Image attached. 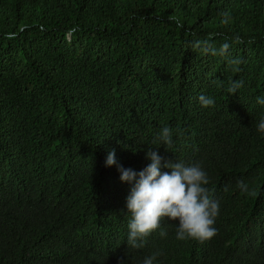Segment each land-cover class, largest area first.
I'll list each match as a JSON object with an SVG mask.
<instances>
[{"label": "trees", "instance_id": "16d2710c", "mask_svg": "<svg viewBox=\"0 0 264 264\" xmlns=\"http://www.w3.org/2000/svg\"><path fill=\"white\" fill-rule=\"evenodd\" d=\"M258 98L264 0H0V264H264ZM150 149L205 171L214 237L128 246L117 165Z\"/></svg>", "mask_w": 264, "mask_h": 264}, {"label": "clouds", "instance_id": "9594fccd", "mask_svg": "<svg viewBox=\"0 0 264 264\" xmlns=\"http://www.w3.org/2000/svg\"><path fill=\"white\" fill-rule=\"evenodd\" d=\"M236 42H241L239 37ZM227 49L228 45L225 44L220 49V54L223 55ZM199 101L205 108L214 104L211 97L203 95L199 97ZM257 102L264 104V99L258 98ZM257 131L264 134V119L258 122ZM172 137V129L165 126L154 137L153 144L159 142L164 146L171 145ZM146 158L151 162L139 173L117 165L121 181L132 184L126 198L127 213H130L128 246L143 248L146 238L161 227L162 218L178 221L177 240L203 242L214 237L217 232L214 224L219 214V201L213 199L205 187L209 183L205 171L198 164L186 165L182 161L165 160L151 149L146 153ZM114 164L116 159L113 150L107 155L105 165ZM162 167L169 171L162 172ZM238 187L242 192H249L248 185L243 181L238 182ZM159 235L164 237L167 233L160 231ZM160 255L159 251L154 252L146 256L142 264H154Z\"/></svg>", "mask_w": 264, "mask_h": 264}]
</instances>
